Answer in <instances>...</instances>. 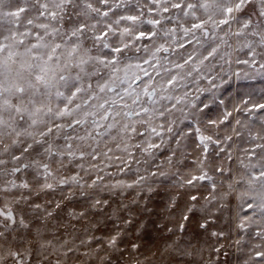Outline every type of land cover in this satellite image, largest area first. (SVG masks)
<instances>
[{
    "label": "snow or ice",
    "instance_id": "6c2138e0",
    "mask_svg": "<svg viewBox=\"0 0 264 264\" xmlns=\"http://www.w3.org/2000/svg\"><path fill=\"white\" fill-rule=\"evenodd\" d=\"M132 0H0V174L15 175L21 171V168L28 169L35 166L42 169L39 173L43 177V183L39 184L40 190H55L57 185H76L80 188L107 190L110 195L114 194V189L132 188L134 184H139L144 178L140 177L133 184H123L118 182L115 185L104 184L103 177L97 175L95 179L88 183L79 173L70 177H59V170L64 168L65 159H75L77 151L67 130L75 131L77 127L86 126L91 118L92 130H86L84 136H77L75 139L83 142L87 139L95 140L102 137L111 130L115 129L118 134L128 136L129 133H137L135 126L128 123L119 124L118 118L127 117L131 112H122L116 110L118 100H125V96H132L128 89H124L125 95L116 93L117 98H106L107 93L115 92L113 84L116 80V73L119 72L118 65L121 62V55L126 50H131L136 45V41L143 38H151L163 32L165 38H171L176 33V28H164L163 21L171 22L172 17L163 15L170 12V9H180L184 17L191 16L194 21L191 27H183L179 24V17H176L177 25L181 28L185 36L194 34L196 30L202 32L205 36L209 34V28L212 31L226 25L229 32L225 36L234 35L237 38L251 35L259 38V43L264 46V0H259V19L253 24L249 18L244 21L242 26L235 32H231V22L236 19L235 14L241 12L251 0H195V2H186V0H148V3L154 5L149 7L148 12H155L159 18H144V10L136 4V10L139 14H117V9L128 8ZM202 10L206 19H202L197 12ZM144 24L152 26L153 31L145 33L140 28ZM24 30L21 31L20 29ZM251 29V31H247ZM38 30V31H33ZM28 37H33L35 42L25 43ZM90 42V43H89ZM222 43H227L221 37ZM251 47V45H248ZM180 47H183L181 44ZM23 48V51L19 49ZM101 49H109L114 55L111 58L99 55ZM136 51L140 49L137 47ZM145 52L149 50L144 49ZM254 51V50H253ZM164 52L169 53V48L160 44L151 53L152 60H144L145 64L152 65L156 60V54ZM217 48L213 47L204 60L213 57ZM189 56L183 63H176L174 74H170L164 84H160L161 92H167L175 88L185 76H190L191 72L184 73L185 65L192 61ZM158 62V61H157ZM203 63V61H201ZM248 63V61H244ZM141 68L140 64L136 65ZM264 68V64L260 65ZM148 81L144 83L143 95L151 99L157 95L156 87L153 86V77L145 69H141ZM199 71V69H194ZM171 72L172 70L166 69ZM183 73V74H182ZM160 75V72H156ZM135 79H141L136 76ZM129 88L131 84L129 83ZM202 91V90H201ZM185 93V98L187 97ZM164 100H173L175 103L171 106H163L159 115L163 117L165 113H171L178 104H183V98H174L171 95L161 96ZM63 104V107L60 104ZM132 103H139V93L132 98ZM128 108L127 103L120 106ZM195 108V103L191 104ZM209 108L204 104L198 111ZM183 112V109H178ZM255 110H264V104H254L249 112ZM151 110L141 105L140 111L135 114L149 116ZM238 111V109H237ZM231 113L224 115L227 120ZM187 118V117H185ZM110 121V122H108ZM108 122V123H104ZM142 123H148L142 120ZM174 123V121L172 122ZM216 120L209 119L207 125L209 128L217 125ZM219 123H223L220 120ZM241 122L238 120L237 124ZM163 128V125H160ZM103 128L105 131L101 132ZM172 132L171 126L167 129ZM151 132L160 135L155 127H151ZM199 142L202 148L201 158L198 160V175H192L185 181L186 185L195 188L202 181L212 182L213 178L208 174V169L214 163L209 157L208 149L212 144H221L220 138L213 135H205L199 127L196 128ZM143 135V133H137ZM63 136L65 144L61 148L57 141ZM5 139H10L11 143H5ZM231 140V136L224 138ZM250 141L262 140L264 136H252L249 133ZM90 152L79 151V159L90 156L97 159V151L88 145ZM139 147V145H137ZM158 147L155 144H148V149ZM19 149L17 155L15 150ZM257 149L260 150L259 157L264 159V143H255L246 150L248 155V164H244L247 170L246 183L249 189L255 191L258 196L253 197V202L248 203V208H253V204L264 214V165H260L259 171H252L257 167L251 163L257 158ZM127 151V148L124 149ZM109 152L111 149L108 150ZM220 151H224L223 147ZM35 154L39 160H34L32 164L22 163V158ZM103 155L107 156L105 152ZM59 157V159H53ZM229 154V159H230ZM47 161V162H44ZM13 166L9 169L8 165ZM243 164V161H241ZM53 164L59 167L53 171ZM83 169V165H78ZM215 171L223 175L224 169L220 166ZM51 181V182H50ZM241 181H235L240 183ZM39 183V182H38ZM10 185V187H9ZM213 191L216 189L215 182L211 183ZM12 189H24L27 192H13ZM229 191L233 189V184L228 185ZM33 187L27 181L17 184L15 181H9L7 185L0 187V193L4 197H10L12 202L18 207L21 204L27 205L34 214L32 220L26 219L24 209L21 208L19 218L13 213L11 207L5 205V209H0V264H7L11 259L14 264H23L25 253L31 256L30 249L44 250L49 256L55 255V264H63L61 256L67 257L68 253L74 252L75 239H79L81 246L87 245L89 251H94L101 264H112V253L121 252L125 237L137 225L143 227L139 217L141 213L147 212L146 207H141L139 201L133 198L128 203L111 199L110 196L100 197L99 195L86 196V207L80 210L69 209L66 204L51 201L41 205L35 201H30L29 197L33 193ZM39 193H37L38 195ZM66 201H72L73 194L63 197ZM201 197L197 194H190L188 205L181 213V220L188 221L196 211H205L208 213L199 223V228L207 230L209 223L213 222L208 208H197ZM208 205L214 201L223 200V196L211 195L205 198ZM66 214V215H65ZM67 220V223L62 222ZM251 219V218H249ZM49 221H56L50 225ZM111 224V229L108 225ZM77 225H81L77 229ZM35 228V231H33ZM54 228L52 239H46L41 229L45 231ZM237 228L245 230L243 220L237 224ZM22 229L28 233V237L21 240V243H27L28 248L22 253L19 248L9 246L11 242L20 240L18 230ZM179 230L184 231V224L179 225ZM77 231H82L87 238L74 236ZM169 231H172L169 229ZM96 232L101 235L97 236ZM17 235L14 236L13 234ZM73 236V240L60 239L63 234ZM214 237H221L223 232L211 233ZM258 236L264 238V232H258ZM30 237V238H29ZM55 241V242H54ZM98 246V247H97ZM139 245L133 243L131 248L138 249ZM219 252V249H216ZM121 254H123L121 252ZM84 255H88L87 252ZM257 258H264V251L255 253ZM40 264H44L41 260ZM47 264H53L51 259H47ZM139 264V262H137Z\"/></svg>",
    "mask_w": 264,
    "mask_h": 264
},
{
    "label": "rangeland",
    "instance_id": "374dc122",
    "mask_svg": "<svg viewBox=\"0 0 264 264\" xmlns=\"http://www.w3.org/2000/svg\"><path fill=\"white\" fill-rule=\"evenodd\" d=\"M137 2L144 10L145 19L159 18L155 12H148L149 7H154L148 3V0H132L129 6L132 9L131 12L128 8H123L117 9V14H139L136 10ZM172 2H177V0H172ZM186 2H195V0H186ZM12 3L14 5L15 0H12ZM259 6V0H251V3L241 12L236 13V19L231 22V32L235 33L249 18L255 24L259 19ZM163 15L172 17L171 22L166 20L162 23L164 28H176L175 35L165 38L163 32H160L150 39L146 37L136 41L135 47L126 50L120 57L119 72L116 73L117 78L113 84L116 91L106 94V98L112 99L117 98L116 93L125 95L124 89L132 93L131 97L125 96L123 101L117 98L118 103L114 107L116 110L132 113L127 117L118 118L119 124L133 125L137 133H143V135L129 133L128 136H123L113 129L95 140L87 139L81 148L79 147L81 142L75 138L78 135L84 136L86 130H92L91 118H89L88 125L77 127L75 131L67 130L72 137V140L68 142L73 144L77 156L71 160L66 158L64 168L58 173V178L70 177L79 173L88 183L100 175L103 177V183L110 185L118 182L133 184L140 177L144 179L139 184H134L132 188L114 189V194L111 195L102 188H80L76 185H57L54 191H41L39 184L43 183V177L39 173L42 169L32 166L28 169L21 168V171L15 175L0 174V187L7 185L9 181H15L17 184L27 181L34 189L29 197L30 201L41 205L55 201L66 204L69 209L77 210L87 206L86 196L82 193L100 197L110 196L111 199L124 203L136 198L141 207L148 209L139 217L143 227L137 225L129 231L121 249L123 254L121 252L112 253V264H137V262L139 264H264V258L255 256L257 251H264V238L257 235L258 232H264V214L255 204L251 209L247 207L248 203L253 202V197L258 200V196L255 191L249 189L245 182L248 173L243 166L249 163L246 150L255 143H264L262 140L250 141L249 139V133L252 136L257 134L264 136V110L248 111L254 104H264V68L260 67L264 64V46L259 43L258 37L251 35L240 38L234 35L225 36V33L229 32L226 25H222L215 31L209 28L207 36L199 30L185 36L177 25L176 17H179L180 25L191 27V24L196 22L191 16L184 17L180 9H170V12ZM197 15L206 19L202 10L198 11ZM140 30L150 33L153 28L149 24H144ZM247 31L250 32L251 29ZM221 37L227 40V43H222ZM29 41L35 42L33 37H28L25 43ZM160 44L168 47L169 53H157V59L152 61L153 66L150 67L149 64L144 63V60H152L151 53ZM181 44L183 47H180ZM137 47L140 49L139 52L136 51ZM213 47L217 48L216 54L204 60ZM145 48L149 51L145 52ZM19 50L23 51V48ZM99 55L111 58L114 54L109 49H101ZM189 56L193 59L185 65L183 72H191V75H186L185 79L175 88L161 92L159 85L164 84L169 75L177 71L174 65L183 63L184 59ZM137 64H140L141 68H137ZM141 69L147 70L153 77L152 84L156 87L157 95L151 99L143 95L144 83L148 81V77L144 76ZM166 69L172 71L169 72ZM194 69H199V71ZM157 71L160 75L156 74ZM136 76H140L141 79H135ZM129 83L131 88L128 87ZM137 93H139V103L133 104L132 98ZM185 93L188 94L186 98ZM162 95L183 98L185 102L178 104L171 113L166 112L161 117L159 112L162 107H170L175 103V99L162 100ZM124 103H127L129 107L121 108L120 106ZM192 103H195V108L191 107ZM204 104H208L209 108L202 112L198 111ZM141 105L149 108L150 111L155 110L151 118L143 114L140 116L135 114L140 111ZM60 106L63 107V104L61 103ZM181 108L183 112L178 110ZM226 113H231V115L224 120ZM209 119L216 120L217 125L209 128L207 125ZM142 120L148 123H142ZM220 120H223V123H219ZM238 120L240 124H237ZM160 125H163V128ZM169 126L173 128L172 132L167 131ZM151 127H155L160 135L152 133ZM197 127L205 135L211 134L214 138L218 136L221 140V144H212L208 149L209 157L214 161L208 169V174L212 176V182L216 184L215 191L210 181H202L195 188L185 183L192 175L199 174L197 162L201 158L202 148L196 133ZM100 131L105 130L101 128ZM226 136H231L232 139L226 141L224 139ZM4 142L11 143V140L5 139ZM57 143L63 148L65 144L63 136ZM149 143L158 145V147L144 151ZM89 144L96 149L97 159L94 160L87 155L84 159H79L80 150L86 152L92 150L88 147ZM221 147L224 151H220ZM125 148L127 151L124 150ZM109 149H111L110 152ZM15 152L17 155L20 154L19 149ZM105 152L108 153L107 156L103 155ZM259 152L260 150L257 149V158L251 161L257 165L252 171L258 172L260 165H264V159L259 157ZM39 159L33 154L22 158V163L32 164L34 160ZM53 159H59V157ZM81 164L83 169L78 166ZM12 166L10 163L9 169ZM217 166L224 169L223 175L215 171ZM58 167V164H53V171ZM235 181L241 182L235 183ZM229 184H233L231 191L228 189ZM12 191L27 192L24 189H12ZM70 193L73 194L72 201L64 200L63 197ZM193 193L201 197L197 205L198 209L211 210L213 222L209 223L207 230L200 229L198 226L208 214L205 211H196L186 222L181 220V213L188 205V197ZM211 195L223 196L224 199L208 205L205 198ZM5 205L11 207L17 218L21 215L20 209L23 208L26 219L32 220L34 214L27 205L21 204L18 207L10 197H4L0 193V209H5ZM241 220L245 223V230L237 228ZM62 222L67 223V220ZM49 223L54 225L56 221H49ZM181 223L184 224L182 232L179 230ZM76 227L80 229L81 225ZM108 229H111V224L108 225ZM41 231L46 239L51 240L55 229L51 228L48 231L41 229ZM213 231L223 232L224 235L219 238L214 237L211 235ZM18 233L21 239H14L9 246L19 248L22 253H25L28 244L21 243V240L28 237V233L22 229H19ZM87 235L91 233L85 234L77 231L74 234L80 238H87ZM96 235L99 236L101 233L96 232ZM60 239L71 241L74 237L65 233ZM133 243L139 245L138 249L131 248ZM217 248L219 252L216 251ZM74 249V252L68 253L67 257L61 256L63 264H101L96 253L89 251L87 245L81 246L79 239H75ZM30 251L31 256L25 253L23 264H40L41 260L47 264V259H51L55 264V255L49 256L44 250L35 248ZM85 252L88 255H84ZM7 264H14V261L8 259Z\"/></svg>",
    "mask_w": 264,
    "mask_h": 264
}]
</instances>
